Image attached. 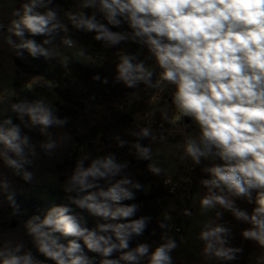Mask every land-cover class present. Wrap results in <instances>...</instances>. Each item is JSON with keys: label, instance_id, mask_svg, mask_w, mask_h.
Masks as SVG:
<instances>
[{"label": "clouds", "instance_id": "9594fccd", "mask_svg": "<svg viewBox=\"0 0 264 264\" xmlns=\"http://www.w3.org/2000/svg\"><path fill=\"white\" fill-rule=\"evenodd\" d=\"M15 2L20 7L13 10L10 26L5 29L0 19V40L18 57L24 50L33 59L58 60L65 67L71 57L102 67L106 57L93 54L79 39L82 34L115 50V84L154 90L148 96L153 107L145 122L134 115V127L126 130L132 139L116 135V146L129 145V153L151 175H163V184L172 185L174 191L178 185L173 183L172 170L156 158L164 150L153 145L174 134L180 137L169 145L176 150L171 155L180 164L190 162L193 169L200 168L204 190L198 200L200 214L213 213L197 235L203 256L224 264L242 253L241 247L229 245L233 224L224 220L227 213L242 225L240 238L262 250L258 259L264 262V0ZM63 3L78 10H68ZM126 45H135L137 51L121 47ZM144 52L147 55L140 59ZM101 83L107 84L108 78ZM38 85L35 77L23 82L28 92ZM46 86L55 87L51 81ZM165 91L167 99L162 96ZM11 95L15 93L0 89V196L10 188L3 168L31 181L33 173L21 171L31 163L27 156H36L38 146L46 158H52L59 145L50 129L67 123L44 97L5 107ZM7 112L20 123H14ZM23 129L42 139L32 143ZM129 163L118 162L113 152L80 155L60 184L63 202L50 206L42 218L33 216L25 222L27 239L13 243L0 232V264H173L171 253L178 245L171 236H162L163 242L155 247L146 242L130 247L151 217H136L140 206L125 203L134 200L133 190L142 187L125 172ZM181 179L190 183V178ZM3 198L14 203L12 192ZM182 214L192 216L193 210L184 208ZM172 219L168 213L158 226L164 229Z\"/></svg>", "mask_w": 264, "mask_h": 264}, {"label": "rangeland", "instance_id": "374dc122", "mask_svg": "<svg viewBox=\"0 0 264 264\" xmlns=\"http://www.w3.org/2000/svg\"><path fill=\"white\" fill-rule=\"evenodd\" d=\"M20 7L15 0H0V19H2L5 29L10 26V21L15 19L13 16V10ZM7 35V32L4 33ZM14 42H17L18 38L13 37ZM16 51L6 43L0 40V89L5 93L14 92L13 83L17 76V67L15 64ZM40 85L36 86L37 89L47 94H51L48 99L52 105L56 99L53 94V88H48L46 83L40 79ZM154 90H141L128 94L126 98L119 104H115L116 109L123 111H132L133 116H139L140 123L145 122V115L153 107L147 103L148 96L153 93ZM169 95L168 91L162 93V96L167 99ZM15 95L8 96L5 107L8 103H14ZM46 99V98H45ZM47 101V99H46ZM163 103V101H161ZM121 106H123L121 108ZM56 109V108H55ZM110 110H107L103 105H97L94 108L79 115L77 119L69 118L67 123L62 127L54 126L50 131L53 133V138L57 140L59 147L54 150L55 155L52 158H46L43 152L37 146L36 156H26L30 164H24L21 171H29L33 173L32 180L29 182L23 181L20 176L12 175V170L8 167L3 168L4 177L10 181V188L8 192L14 193V203H10L3 197L8 192L3 193L0 196V232L3 233L4 239H11L13 243L18 242L20 239H27L24 237L25 222L33 216H40L41 218L45 214L46 210L41 208L37 212L31 213L22 211L19 209L20 201H16V197H25L28 199H41L46 208L55 204L63 202L64 193L60 188V184L63 183L65 177L71 174L72 169L75 166L76 159L83 153H90L91 156L97 154H107L113 152L117 156L118 162L125 161L126 147L118 148L114 139V133H105L102 131L99 134L94 135L92 132L97 131L99 128L97 124H102L105 115H108ZM55 115L58 116V111H55ZM6 115L13 116V122L19 124L20 121L16 119L14 113L7 112ZM156 122H159V113L155 117ZM134 124V123H133ZM101 130H103L101 128ZM191 131V128L188 129ZM30 138L32 143H36L42 139L35 131L28 132L27 129H23ZM60 136H66L67 139L60 140ZM180 137L178 135H172L168 137L167 142L153 145V147H161L164 151L159 157H156L162 162V166L170 168L173 172V183L178 185L175 191L168 199L169 205L166 207L165 212L172 215L173 219L167 221L168 227L163 229V236H171L176 240L178 247L172 251L171 256L173 264H219L214 259H207L202 254L203 242L197 239V235L201 230L203 223L213 216V213L209 212L206 215H201L198 207L199 195L203 194V189L199 184V179L203 175L199 167L193 169L190 162L186 164H180L172 152L175 149L169 148V145L174 144ZM81 140V142H80ZM149 141H146L148 144ZM127 155H130L127 151ZM129 167L125 170L126 173H131L132 178L135 180V175H141L145 177V174L149 173L146 170L145 164L135 159L134 155H130ZM87 165L88 161L84 162ZM150 176H153L150 174ZM157 181H163V175L156 177ZM181 177L190 178V183H185ZM138 179L136 178V181ZM163 184V183H162ZM165 185L163 184V187ZM179 202H178V200ZM174 206V207H173ZM184 208H191L193 210L192 216H184L182 210ZM179 217L182 220L179 221ZM90 222H93L90 219ZM12 223L16 226L12 227ZM174 226L181 227V232H177ZM183 238V242L181 241ZM155 247L157 244L163 242L162 238L158 240L144 241ZM256 254V261L254 264H264L259 261V257L262 254Z\"/></svg>", "mask_w": 264, "mask_h": 264}, {"label": "trees", "instance_id": "16d2710c", "mask_svg": "<svg viewBox=\"0 0 264 264\" xmlns=\"http://www.w3.org/2000/svg\"><path fill=\"white\" fill-rule=\"evenodd\" d=\"M63 7L68 10H78L70 3H63ZM39 40V38H37ZM81 42L89 47L93 54H99L106 57L103 66L92 65L85 63L77 58L71 57L67 66H62L58 60H45L43 57L33 59L24 50L23 57H16L15 64L17 67V76L14 79V102L21 100L34 101L40 97H44L49 101L50 93L47 94L40 92L37 87L34 91L28 92L23 88V82L30 77H35L44 81H51L53 87V94L56 96L53 104L58 111V117L63 119H77L79 115L94 108L95 106L103 105L107 110H110L108 115H105L102 124H97L99 128L97 131L92 132L94 135L105 131V133H114L120 135L121 139H132L126 133V130L134 127L133 112L123 111L116 109L115 104L121 103L128 94L137 91L145 90L143 85L136 89H126L122 84H115L113 82L112 65L115 60L114 49H105L100 44L92 41L90 37L79 35ZM18 42V40H17ZM126 47L128 51H137L135 45L121 46ZM147 55L146 52L140 55V59H144ZM146 63H153L151 60H146ZM94 76H99L100 79H93ZM107 77L108 83L104 84L101 81ZM101 128L103 130H101ZM81 142V140H80ZM146 144V141H141ZM125 159L129 162L131 157L127 155L129 145H125ZM132 165V163H129ZM137 181L142 185L140 190H133L135 192V199L132 201H125V203H137L140 207L136 213V217L150 216L151 220L147 223V227L142 236H134L130 242V247H135L137 243L147 240H158L163 236V229L158 226V223L163 220L164 216L168 213L165 212L166 207L169 205V197L174 196L169 193L168 189L164 186L163 182L157 181L155 177L150 176V173L145 174V177L136 174ZM16 201H20L19 209L27 212H37V210L44 208L47 210L46 205L41 199L25 198L23 196L16 197ZM178 200V199H177ZM179 202V200H178ZM170 213V212H169ZM182 220L179 217V221ZM224 220L231 222L233 225V236L229 238L230 246H238L243 249L242 253L237 255V259L224 262V264H254L257 260L256 256L260 254V248L251 241H244L240 238L239 229L242 225H237L229 214H225ZM92 222H90L91 224ZM257 254V255H256ZM220 264V262H219Z\"/></svg>", "mask_w": 264, "mask_h": 264}, {"label": "built area", "instance_id": "2783aa9c", "mask_svg": "<svg viewBox=\"0 0 264 264\" xmlns=\"http://www.w3.org/2000/svg\"><path fill=\"white\" fill-rule=\"evenodd\" d=\"M167 189H168V191H169V193H171V194H173L174 193V191H171L170 189L172 188V185H168V186H165ZM174 229L177 231V232H181V227H176V226H174Z\"/></svg>", "mask_w": 264, "mask_h": 264}, {"label": "water", "instance_id": "95a60500", "mask_svg": "<svg viewBox=\"0 0 264 264\" xmlns=\"http://www.w3.org/2000/svg\"><path fill=\"white\" fill-rule=\"evenodd\" d=\"M16 226V224L15 223H12V227H15Z\"/></svg>", "mask_w": 264, "mask_h": 264}]
</instances>
